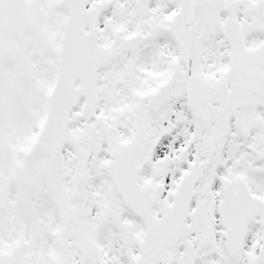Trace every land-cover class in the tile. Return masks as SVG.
Wrapping results in <instances>:
<instances>
[{
	"label": "snow or ice",
	"instance_id": "obj_1",
	"mask_svg": "<svg viewBox=\"0 0 264 264\" xmlns=\"http://www.w3.org/2000/svg\"><path fill=\"white\" fill-rule=\"evenodd\" d=\"M0 264H264V0H0Z\"/></svg>",
	"mask_w": 264,
	"mask_h": 264
}]
</instances>
